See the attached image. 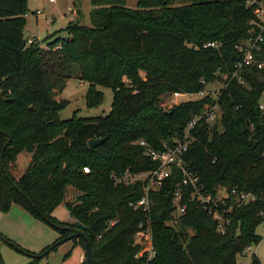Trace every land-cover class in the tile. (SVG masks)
I'll return each instance as SVG.
<instances>
[{"label":"trees","instance_id":"obj_1","mask_svg":"<svg viewBox=\"0 0 264 264\" xmlns=\"http://www.w3.org/2000/svg\"><path fill=\"white\" fill-rule=\"evenodd\" d=\"M246 1L135 0L128 7L124 0H88L87 25L68 20L60 29L64 34L44 38L41 46L22 34L26 0H0V212L15 203L57 231L37 253L24 250L32 259L65 239L83 250V240L70 236L78 229L73 220L83 225L89 264H239L235 255L259 241L254 228L264 220V110L257 107L264 89V30L254 52L262 66L241 68L242 82L228 74L239 59L235 44L245 38L252 16L253 3ZM207 41L217 45L203 47ZM72 69L86 83V107L100 100L96 84L111 90L106 112L57 116L66 100L55 98L54 91ZM223 73L225 85L215 99L159 105L167 93L198 91ZM214 102L219 116L200 118L190 130L186 166L201 193L223 186L253 198L237 204L229 196L218 204L219 210L229 205L219 231L207 207L189 199L190 185L176 186L180 172L172 167L149 193L153 255L134 257L132 234L144 213L127 202L140 196L141 182L114 183L111 175L153 167L137 141L161 149L181 136L190 115ZM91 138L101 140L88 146ZM22 150L29 152L28 161L14 178L9 167ZM68 186L76 190L64 202L69 222L51 215ZM176 188L184 209L177 223H166ZM110 219L114 222L106 224ZM0 238L20 250L1 233ZM248 264L260 262L251 253Z\"/></svg>","mask_w":264,"mask_h":264},{"label":"rangeland","instance_id":"obj_2","mask_svg":"<svg viewBox=\"0 0 264 264\" xmlns=\"http://www.w3.org/2000/svg\"><path fill=\"white\" fill-rule=\"evenodd\" d=\"M124 3L128 7H134L135 0H124ZM72 7L75 8V13L69 19L71 15L68 8ZM89 7L88 0H26L22 34L24 38L38 40L39 45L43 46L44 38L48 40L57 34H64L60 29L63 28L68 20L76 19L77 22L87 25ZM36 10L38 13H34ZM71 72L72 74L65 78L62 89L54 91L56 98L66 100L65 105L58 110L57 116L61 119L67 118L72 111L79 116H91L106 112L111 101V90L108 87L96 84L95 88L100 91V100L97 105L86 107L83 97L87 87L86 83L76 78L74 69ZM204 87L209 90H215L220 87V83L218 80H212L206 82ZM262 95L264 96V91ZM187 98L194 99L195 96L181 95L172 97L170 93H167V95L160 98L159 105L162 108H167L171 104ZM28 157L29 152L27 151L22 150L16 154L14 161L9 167L12 177H17L23 171ZM75 193L76 190L73 187L68 186L66 188L62 201L52 209V213L56 218L61 221H72L64 207V202L73 200ZM0 213L3 214L0 219V233L11 239L20 249L18 250L8 245L0 238V255L3 264H77L78 246L70 248L67 242L65 244L60 243L55 249L49 250L45 255L32 259L24 250L29 253H37L43 246L55 240L57 231L40 220L33 221L34 219H32L33 217L30 214L26 215L25 212L19 211L15 204L10 205L5 212ZM254 231L260 236V239L256 244H251L247 251L244 249L242 253L235 255L238 263L248 264L249 254L253 253L260 264H264V231L261 223L255 226Z\"/></svg>","mask_w":264,"mask_h":264},{"label":"built area","instance_id":"obj_3","mask_svg":"<svg viewBox=\"0 0 264 264\" xmlns=\"http://www.w3.org/2000/svg\"><path fill=\"white\" fill-rule=\"evenodd\" d=\"M53 1V0H48ZM247 4L253 3L252 16L247 21L248 28L245 38L240 40L235 44V48L239 53V59L232 64V69L228 72L231 76H235L238 82H242V76L240 75V69L246 66H262V61L254 57V52L259 49L260 42L262 41V30H264V0H247ZM75 8H68L69 14L71 15L69 19L72 18L75 13ZM38 13V11H34ZM30 38H26V42H29ZM217 42L207 41L202 43V46H216ZM227 73H223L220 76V87L225 85L224 79L226 78ZM215 90H209L202 86V88L195 92H179L172 91L170 96L177 97L181 95H193L194 99L200 98L202 96H210L216 98L219 93V88ZM257 102V107L261 110H264V96L262 92ZM191 99V98H187ZM219 116V107L216 102L209 104L204 103L201 107L200 112L194 115H190L188 120L185 123L183 132L178 139H175L170 144H165L161 149H152L148 147L142 139L137 141L138 144L144 146V154H146L151 160L155 162V165L151 168L130 172L127 169H124L120 173L112 174L111 178L114 183H129L133 181L141 182V194L134 201H128L132 209L139 208L143 213L144 217L136 224V228L132 234V242L138 246V250L133 255L137 257L141 254H144V258L149 260L153 255V248L151 244V229H150V220L146 216L151 205V199H149V193L159 187L162 184L163 180L167 178L170 174L171 168L175 167L180 172V180L177 182L179 185L189 184L192 190L189 191V199L196 201L197 204H200L203 207H207V211L210 214V217L216 221V227L219 231H222V223L226 221L222 216L223 210H228L225 208L219 210L217 205H224L225 199L231 196V200L238 203H244L253 198L252 194L243 191H236L231 188L227 191L223 186H215L213 192L201 193L198 188L199 184L196 181V176L187 168L184 153L187 149L188 143L192 140L190 133L191 128H193L196 121L202 118L204 121H213L214 118ZM83 171H87V168L82 167ZM180 191L176 188L173 191L171 197V204L174 207L172 210V217L166 220V223H177L178 216L183 212L184 203L179 202ZM211 204V205H209ZM114 220L110 219L106 224L113 223ZM261 227L264 231V220L261 222ZM250 246L245 248V251L249 249ZM239 264H243L239 262Z\"/></svg>","mask_w":264,"mask_h":264},{"label":"water","instance_id":"obj_4","mask_svg":"<svg viewBox=\"0 0 264 264\" xmlns=\"http://www.w3.org/2000/svg\"><path fill=\"white\" fill-rule=\"evenodd\" d=\"M101 140V138H91L87 140V145L88 146H92L94 144H96L97 142H99ZM73 224L78 228L75 229L70 236H74V237H80L83 240V244H84V249H83V264H89V248H88V243H87V239L86 237L83 235V233L81 232V229L83 228V225L80 224L78 221L73 220Z\"/></svg>","mask_w":264,"mask_h":264},{"label":"crops","instance_id":"obj_5","mask_svg":"<svg viewBox=\"0 0 264 264\" xmlns=\"http://www.w3.org/2000/svg\"><path fill=\"white\" fill-rule=\"evenodd\" d=\"M56 98V97H55ZM65 201V200H64ZM15 203H11L10 205H14ZM15 205H17V204H15ZM17 207H18V209H19V211H23V213L25 212L26 213V215H29L24 209H22L19 205H17ZM1 214V216H0V219H1V217H3V214L2 213H0ZM51 215L52 216H54L53 215V213H52V211H51ZM55 217V216H54ZM69 217V216H68ZM56 218V217H55ZM32 219H34L33 221H39L38 219H35V218H32ZM58 219V218H57ZM68 219H70V218H68ZM59 220V219H58ZM62 221H64V220H62ZM69 243V244H67V245H69V247L70 248H72V247H74V246H78L77 248H78V250H77V264H79V262L81 261V259L83 258V250H82V248H80L79 247V245L78 244H72V242H71V240L70 239H65V240H63L62 242H60V243H62V244H65V243ZM59 243V244H60Z\"/></svg>","mask_w":264,"mask_h":264}]
</instances>
